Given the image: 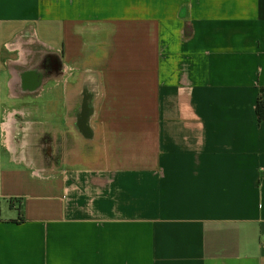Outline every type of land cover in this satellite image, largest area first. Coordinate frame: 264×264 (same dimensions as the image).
Listing matches in <instances>:
<instances>
[{
	"label": "crops",
	"instance_id": "1",
	"mask_svg": "<svg viewBox=\"0 0 264 264\" xmlns=\"http://www.w3.org/2000/svg\"><path fill=\"white\" fill-rule=\"evenodd\" d=\"M260 97L264 0H0V264H264Z\"/></svg>",
	"mask_w": 264,
	"mask_h": 264
},
{
	"label": "trees",
	"instance_id": "2",
	"mask_svg": "<svg viewBox=\"0 0 264 264\" xmlns=\"http://www.w3.org/2000/svg\"><path fill=\"white\" fill-rule=\"evenodd\" d=\"M255 113L258 121H264V99L261 97L257 100Z\"/></svg>",
	"mask_w": 264,
	"mask_h": 264
},
{
	"label": "rangeland",
	"instance_id": "3",
	"mask_svg": "<svg viewBox=\"0 0 264 264\" xmlns=\"http://www.w3.org/2000/svg\"><path fill=\"white\" fill-rule=\"evenodd\" d=\"M33 51L36 53V55H35L36 57L42 55V53L37 52L38 50H37L35 47H34ZM36 57H35V58H36ZM43 58H44V59H43ZM43 58H42L43 60H39L37 63H36L35 60H34V62H33L32 64H38V65L42 64V63H41L42 61L45 62V57H43ZM37 60H38V59H37ZM48 66H49L48 68H50V69H55V68H56V63H55V61H53V59H52V61L50 60Z\"/></svg>",
	"mask_w": 264,
	"mask_h": 264
}]
</instances>
